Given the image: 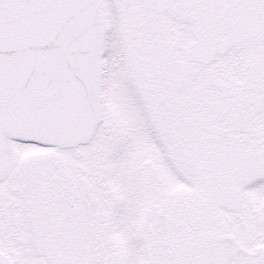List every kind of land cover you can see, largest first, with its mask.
I'll list each match as a JSON object with an SVG mask.
<instances>
[{"label":"snow or ice","instance_id":"6c2138e0","mask_svg":"<svg viewBox=\"0 0 264 264\" xmlns=\"http://www.w3.org/2000/svg\"><path fill=\"white\" fill-rule=\"evenodd\" d=\"M0 264H264V0H0Z\"/></svg>","mask_w":264,"mask_h":264}]
</instances>
